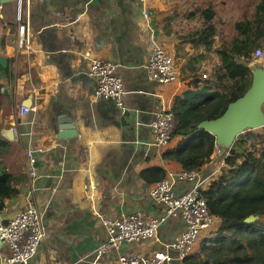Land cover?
Returning a JSON list of instances; mask_svg holds the SVG:
<instances>
[{
	"label": "crops",
	"instance_id": "obj_1",
	"mask_svg": "<svg viewBox=\"0 0 264 264\" xmlns=\"http://www.w3.org/2000/svg\"><path fill=\"white\" fill-rule=\"evenodd\" d=\"M192 1L30 0L25 11L29 28L22 35L16 1L0 0V175L10 174L15 190L0 205V226L27 205L41 209L45 236L30 264H113L133 248L144 254L162 249L184 229L181 217H169L156 237L138 245L122 243L101 257L97 253L109 240L102 218L163 214L150 195L160 181L154 170L162 168L165 177L184 170L164 157L182 137L175 135L159 148L151 122L158 110H172L177 97L194 90L195 79L204 84L208 75L201 68L220 63L214 52L219 41L207 51L180 39L179 24L186 19L172 16ZM153 36L175 56L178 80L161 83L149 77ZM211 57L210 64L206 59ZM94 59L118 64L126 88L123 106L95 98L96 79L89 71ZM22 105L30 110L20 113ZM217 148L198 169L204 188L226 165ZM29 149L37 156L35 181ZM192 186L177 181L173 189L182 194ZM210 233L202 235L195 252ZM9 252L6 245L0 247V254ZM173 255L170 264H185L176 251Z\"/></svg>",
	"mask_w": 264,
	"mask_h": 264
},
{
	"label": "trees",
	"instance_id": "obj_2",
	"mask_svg": "<svg viewBox=\"0 0 264 264\" xmlns=\"http://www.w3.org/2000/svg\"><path fill=\"white\" fill-rule=\"evenodd\" d=\"M237 8L241 18L234 19L228 36L221 26L229 25L233 17L222 13ZM182 17L186 19L179 24L183 42L207 51L220 42L214 49L220 63L213 78L205 79L203 85L195 79L194 90L175 99L174 136L182 139L164 152L165 159L178 162L183 169L198 170L211 160L217 147L221 149L216 136L199 123L221 116L251 85L253 52L264 45V0H193L172 16L173 20ZM249 129L255 130L245 129L232 146L225 147L223 171L207 187H201L220 224L202 247L186 258V264H264V132ZM154 171L157 181L166 176L162 168ZM10 177L7 172L0 175V205L15 191ZM250 216L255 218L249 221Z\"/></svg>",
	"mask_w": 264,
	"mask_h": 264
},
{
	"label": "built area",
	"instance_id": "obj_3",
	"mask_svg": "<svg viewBox=\"0 0 264 264\" xmlns=\"http://www.w3.org/2000/svg\"><path fill=\"white\" fill-rule=\"evenodd\" d=\"M16 1V21L18 29L25 35L29 28L26 17V5L30 0ZM146 16L149 12L145 13ZM150 57L147 71L151 79L161 83H171L180 77V70L175 56L154 36L150 39ZM253 58L264 62V48L257 47ZM118 64L109 59H94L90 65V74L96 79L95 98L115 99L123 106L122 97L126 92L123 78L117 72ZM29 107L22 105L20 113H27ZM177 118L172 110L161 109L155 113L151 122L153 144L159 148L166 147L172 141ZM13 130L16 129L13 127ZM223 152L220 148H217ZM29 173L33 181L38 178L37 156L34 149L26 152ZM177 181L193 183L192 188L182 194H176L173 187ZM92 187H95L94 185ZM203 181L198 170H181L170 173L156 182L150 189L151 197L163 206L161 215L134 212L114 219L102 218L107 228L109 240L97 248L101 257L113 248H119L122 243L139 244L157 236L160 225L169 217L179 216L184 221V229L178 238L165 244L162 249L150 254H144L137 248L130 249L119 255L113 264H170L177 252V259L183 261L195 250V247L205 233L212 232L219 225V218L208 208L207 199L201 193ZM2 245H6L9 253L0 254V264H30L37 254L45 236L43 213L35 204L27 205L8 223L0 226ZM186 264V263H185Z\"/></svg>",
	"mask_w": 264,
	"mask_h": 264
},
{
	"label": "water",
	"instance_id": "obj_4",
	"mask_svg": "<svg viewBox=\"0 0 264 264\" xmlns=\"http://www.w3.org/2000/svg\"><path fill=\"white\" fill-rule=\"evenodd\" d=\"M259 126H264V66L253 70V78L248 90L230 102L221 116L205 119L199 123L200 128L216 136V145L221 147V150L232 146L237 136L245 129ZM69 132H63V134H70ZM254 218L250 216L247 220Z\"/></svg>",
	"mask_w": 264,
	"mask_h": 264
},
{
	"label": "rangeland",
	"instance_id": "obj_5",
	"mask_svg": "<svg viewBox=\"0 0 264 264\" xmlns=\"http://www.w3.org/2000/svg\"><path fill=\"white\" fill-rule=\"evenodd\" d=\"M180 2H181V0H179ZM181 8V7H180ZM222 14H224V15H227V17L229 18V17H233L232 18V20H231V23L229 24V25H222L221 27V29H223L224 31H226L227 32V34H228V36H231L230 35V33H231V31H233V22H234V19L235 18H238V17H240L241 18V12L239 11V9L237 8V9H235V11L234 12H225V13H222ZM183 23H185V20H184V22ZM194 23H192V24H190L189 26L191 27V25H193ZM179 30H181V31H183V27L182 26H179V28H178ZM217 41H219V40H217ZM259 47H262V48H264V45H262V46H259ZM206 60H209V62H210V64L211 63H213V59H212V57L211 58H208V59H206ZM264 66V63H260V62H257L256 60H254V63L252 64V68L253 69H255L256 67H263ZM206 67L207 68H201V70H202V72H204V73H206L207 75H208V77L207 78H204V79H208V78H213V76H214V72H215V67H210L209 65H207L206 64ZM201 72V73H202ZM250 131L252 130V129H249ZM252 131H254V132H264V127L263 126H259V127H257V128H255V130H252ZM174 137V136H173ZM173 139V138H172ZM212 237H214V234H212L211 235V238ZM201 242V239L199 240V242L198 243H200ZM198 245V244H197ZM197 247V246H196ZM196 247H195V249H196ZM194 252H195V250H194ZM193 252V253H194ZM192 253V254H193Z\"/></svg>",
	"mask_w": 264,
	"mask_h": 264
}]
</instances>
